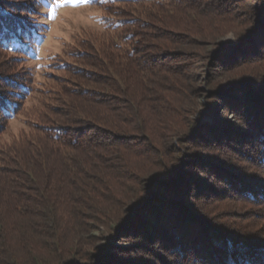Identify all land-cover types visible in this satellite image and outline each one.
<instances>
[{
	"label": "trees",
	"instance_id": "1",
	"mask_svg": "<svg viewBox=\"0 0 264 264\" xmlns=\"http://www.w3.org/2000/svg\"><path fill=\"white\" fill-rule=\"evenodd\" d=\"M50 1L0 0L12 69ZM91 3L102 40L42 66L74 78L40 82L44 118L0 153V264H264V0ZM31 79L0 71V132ZM119 232L137 244L98 247Z\"/></svg>",
	"mask_w": 264,
	"mask_h": 264
},
{
	"label": "rangeland",
	"instance_id": "2",
	"mask_svg": "<svg viewBox=\"0 0 264 264\" xmlns=\"http://www.w3.org/2000/svg\"><path fill=\"white\" fill-rule=\"evenodd\" d=\"M124 7H126V5ZM47 9V14L43 18V23H45L44 34L41 43L38 44V46L35 48L36 53L34 54L33 59L27 61L25 60L24 63L19 66H14V68L12 69L8 55L6 53L0 52V61L2 63L0 71L16 73L22 69L24 71L30 72V76L31 78H33L30 80L32 87V96L30 95V97L25 100L22 110L23 113H21L19 117L10 120L7 128H3L4 131L0 132V153L4 151L7 144L17 139L18 134H22L28 131V128L25 127L24 123L25 118L31 117L36 120H41L44 118L42 107H44L43 102L46 101V95L38 90V88L42 86L40 82L44 81L46 84L55 87L57 85V81L55 80V78L58 79L60 77H63L67 78V81H71L74 78L69 73L63 71H56L55 74L44 76L42 66L44 64L47 65L51 63L54 55L57 57L61 55V60L65 59L67 50L74 46L76 42L78 43L79 38L92 39L95 43H98V40H102L101 25H99L97 20L100 10L97 6H94L91 3V0H89V2L87 3H84L82 0L81 3L75 6L71 3L64 4L63 0H52L50 1V4L47 5ZM94 37L97 38L96 41L94 40ZM224 43L225 45H230L232 43L231 34L225 38ZM26 66H28L27 69ZM202 73L204 74V71H202ZM205 76L206 75H204V77ZM197 102L200 105L202 102L206 103L204 97H199ZM217 104L220 106L219 103ZM205 112H201L198 116L200 124H204L206 121H210V119L205 116ZM46 117H50V115L46 114ZM259 210L260 213L258 211H253L250 214L248 213V215L253 218L252 223L254 225L259 224V218L264 219V209ZM143 213L144 218L149 221V223L145 222L146 225L144 224V226H146V229H144V226L138 227V225L140 224H138L137 222H133L134 224L128 227H131L132 231L129 232L127 230L129 232V235H132L133 233L136 234L138 230H140L139 232L142 233V235L144 233L147 234L148 231L151 232V222L153 220L156 221V219L152 220L148 212ZM130 216L131 215H129V217ZM235 216H237V218H243L247 216V213L238 212ZM121 233L122 232H119V236L117 235L113 240H111L112 238L106 235V239L101 240L99 244H97L98 247L100 249H104L106 243L111 242L113 248L118 247L120 249H129L137 244L134 240L122 237Z\"/></svg>",
	"mask_w": 264,
	"mask_h": 264
},
{
	"label": "snow or ice",
	"instance_id": "3",
	"mask_svg": "<svg viewBox=\"0 0 264 264\" xmlns=\"http://www.w3.org/2000/svg\"><path fill=\"white\" fill-rule=\"evenodd\" d=\"M82 2V0H63V3L64 4H69V3H71V4H73L74 6L75 5H78L79 3H81ZM83 2L84 3H87V2H89V0H83Z\"/></svg>",
	"mask_w": 264,
	"mask_h": 264
}]
</instances>
